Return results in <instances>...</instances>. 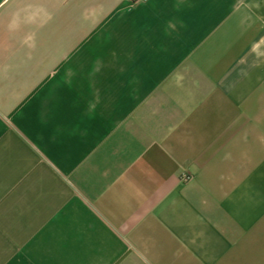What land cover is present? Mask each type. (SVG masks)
Returning <instances> with one entry per match:
<instances>
[{"label": "crops", "instance_id": "obj_1", "mask_svg": "<svg viewBox=\"0 0 264 264\" xmlns=\"http://www.w3.org/2000/svg\"><path fill=\"white\" fill-rule=\"evenodd\" d=\"M0 264H264V0H0Z\"/></svg>", "mask_w": 264, "mask_h": 264}, {"label": "built area", "instance_id": "obj_2", "mask_svg": "<svg viewBox=\"0 0 264 264\" xmlns=\"http://www.w3.org/2000/svg\"><path fill=\"white\" fill-rule=\"evenodd\" d=\"M184 177H187L186 175Z\"/></svg>", "mask_w": 264, "mask_h": 264}]
</instances>
